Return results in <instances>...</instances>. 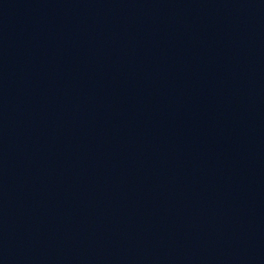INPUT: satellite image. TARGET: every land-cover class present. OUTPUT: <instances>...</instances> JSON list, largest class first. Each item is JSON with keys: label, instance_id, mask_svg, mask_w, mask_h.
I'll return each instance as SVG.
<instances>
[{"label": "water", "instance_id": "obj_1", "mask_svg": "<svg viewBox=\"0 0 264 264\" xmlns=\"http://www.w3.org/2000/svg\"><path fill=\"white\" fill-rule=\"evenodd\" d=\"M0 264H264V0H0Z\"/></svg>", "mask_w": 264, "mask_h": 264}]
</instances>
